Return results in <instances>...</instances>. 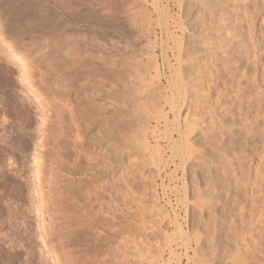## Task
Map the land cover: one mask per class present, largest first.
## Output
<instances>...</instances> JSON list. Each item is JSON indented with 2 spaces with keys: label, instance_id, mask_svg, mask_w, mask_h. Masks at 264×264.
<instances>
[{
  "label": "rangeland",
  "instance_id": "rangeland-1",
  "mask_svg": "<svg viewBox=\"0 0 264 264\" xmlns=\"http://www.w3.org/2000/svg\"><path fill=\"white\" fill-rule=\"evenodd\" d=\"M38 1L0 0V264H88L90 260L97 264L93 254L102 252L110 258L112 247L122 240H127V249L116 256L115 264H122V257L131 264H264V51H259L256 72L247 64L244 51L237 58L246 61L240 62L244 69L233 71L236 74L226 72L228 64L237 65L234 58H228L227 65L221 59L224 48H237L236 39L251 38L247 24L252 18L241 13L244 4H229L233 14L229 11L227 22L232 31H225L229 36H222L229 41L221 42V46H227L219 48L214 57L198 47L204 61L200 74L192 70V57L196 54L193 46L201 42L197 32L200 24L193 26L196 21H192L199 10L195 7L197 0H129L125 2L128 7H117L115 11L127 32L122 40L114 39L129 67L125 78L128 89L121 92L126 96V117L121 116L118 93L111 103L104 90L95 95L96 99L102 98L104 107L108 102L112 105L93 120L92 114L83 113V104L80 105L83 99L87 102L85 107H90L91 100L86 98H91L95 83L85 82L91 72L85 59L94 52L99 54L100 51H92L98 49L97 42L107 44H99L103 46L101 54L107 49L110 53L112 33L105 41L99 30L83 29L77 35L93 37L97 41L93 40L95 47L73 44L69 51V45L64 43L66 34L44 30L41 24L34 26L46 7ZM263 4L258 1L252 19L257 35L264 28ZM127 8L133 9L126 21ZM186 20L193 22L191 27ZM259 37V43H264V36ZM77 51L83 59L76 55ZM94 65L101 76L96 81L102 82L107 63L100 57ZM243 70L247 74L254 71L251 75H255L257 85L253 81L242 84L247 78H242ZM214 71L217 79L212 81L210 75ZM78 72L82 76L77 77ZM201 86L204 90L213 88L204 97L207 101L199 99ZM191 106L195 116L186 115ZM72 109L79 110L77 118L82 120L78 131L71 123ZM246 112L254 117L253 122L257 121L250 126L252 132L245 130ZM108 117L112 118V128L127 119V170L131 189L142 186V209L135 196L128 198L129 203L119 199V207H129L125 214L113 220L101 214L92 227L83 228L82 223L90 220L83 217L80 203L72 198L74 192L87 188L84 182L88 176L83 169L85 160L77 170L71 169L77 164L74 144L85 140L87 149L111 145L113 152L109 153L119 161L112 142L102 138ZM114 131L119 133L118 129ZM208 151L213 154L211 158L215 157L214 162L207 160ZM216 163L226 171L222 167L215 171L220 178L216 177L215 183L221 188L214 197L206 186V170ZM119 167L118 162L114 170L119 171ZM103 172L104 176L109 175ZM69 196L72 200L67 199ZM86 232L92 235L86 238L81 234Z\"/></svg>",
  "mask_w": 264,
  "mask_h": 264
},
{
  "label": "bare ground",
  "instance_id": "bare-ground-1",
  "mask_svg": "<svg viewBox=\"0 0 264 264\" xmlns=\"http://www.w3.org/2000/svg\"><path fill=\"white\" fill-rule=\"evenodd\" d=\"M28 1V0H27ZM33 1V0H32ZM40 2H44V6L46 5V7H44L45 8V11H43L44 13L41 15L40 13H39V11H38V14H40V16L38 15V18L33 22V23H35V24H37V25H35L34 24V26H39L38 24H41L42 25V27H40V28H44V30H45V28L48 30V31H56V30H59V31H61L62 33H64V34H66V36H65V41H64V43H66L67 45H69L68 46V50L69 51H71V49H73L72 48V46H73V44H76V45H78V44H85V46H86V44L87 45H94V41L95 42H97L96 41V39H94L93 37H91V38H93V39H91L90 37H84V35H77V34H80L81 32H82V30L84 29V30H90V31H93V30H99V32H100V34L103 36L102 38H104V40H105V38H107L108 39V36H110L109 34L110 33H112L111 35H112V43L113 44H111L112 45V47L110 48V46H107V47H109L110 49H111V51H110V53H109V51L107 52V50H106V53H104L103 52V54H101L100 52H101V50H102V48L101 47H103L102 45H100L99 46V44H104V46H106L107 44H106V42L105 43H98L97 42V44H95L97 47H98V49L97 50H93L92 48V51H100L99 52V54H98V52H97V54H96V52H94V54H92L91 56H89V58H86L85 60H87V62L85 63V60L83 61L85 64H87V63H89L90 64V71L91 72H89V73H87V76H85V77H87V80L85 81L86 82V84H87V82L89 83V81L90 80H93V81H91L90 83H94V84H92V86H93V94H94V96L95 95H97V96H99V94H100V92H102V91H106V93H107V96H108V98L106 97V99H109V100H112V102L111 103H113V100L117 97V93H118V97L116 98L117 99V102H119V110H120V112H121V116L122 117H124V115H125V117H126V112H125V109H126V96H125V94H121V92H124L125 90H127L128 88V85H127V83H125V81H126V79H127V76H128V74H127V71H128V63H127V58L126 57H124L125 58V60H126V63H125V60H124V58H121V57H123L124 56V54L125 53H123L122 51L121 52H119L118 51V48H117V46H118V44H119V42L117 41V40H122L123 38H125V37H127L126 35H127V32H126V30H125V28H123L122 27V24H121V20L119 19V15L116 13V11H115V9L117 8V7H119L121 4L123 5V4H125V2L127 3L129 0H39ZM38 1V2H39ZM98 1V2H97ZM99 1H101L100 3H99ZM192 1V0H191ZM258 1H261V2H263L264 0H197V2H199L198 4H197V6H195L196 7V9H199V10H196L195 11V13H196V15L195 16H192L193 17V22L194 21H196V25L194 24L193 26H196L197 27V23H199L200 24V26H199V28L197 29V32L200 34L199 36H201V39L199 40V41H201L200 42V44H199V41H198V44H199V46H197L196 45V47H197V50L198 49H200V48H198V47H202L201 49H203L202 50V53H204L203 51H205L207 54L206 55H211V56H213V55H215V53H217L218 52V50H219V48H223V47H225L224 45H226V44H224L223 46H221V42L223 41V40H226V37L227 36H229L228 34H230V33H225V31H232V29H230L229 28V24H228V22H227V17H228V14H229V4H231V3H234V4H236V3H238V4H241V5H239V6H242L243 4V12H241V13H244V17H248V19L250 18H252L253 19V17H254V13H255V10H256V8H257V3H258ZM30 3H31V1H30ZM195 4V3H194ZM126 5V4H125ZM124 5V6H125ZM128 5V4H127ZM126 5V6H127ZM130 5H133L132 3L130 4ZM136 5V4H135ZM260 5V4H259ZM259 5H258V7H259ZM237 7H238V5H236ZM263 6H264V4H263ZM122 7V6H121ZM128 7V6H127ZM130 7V6H129ZM235 7V6H234ZM233 7V8H234ZM262 7V6H261ZM242 8V7H241ZM126 9V8H125ZM130 9H133V8H130ZM130 9H128L127 8V11H125L124 12V14H126V15H124L125 16V18H124V20H126L127 21V19L129 18V17H127V16H130ZM136 9V8H135ZM192 9V8H191ZM194 9V8H193ZM238 9V8H237ZM121 10V9H120ZM195 10V9H194ZM234 10H236V9H234ZM260 10V9H259ZM259 10H257V11H259ZM20 11V10H19ZM42 11V10H41ZM40 11V12H41ZM127 12V13H126ZM231 13L233 12V11H230ZM239 11H237V13H238ZM192 14H194V13H192ZM233 14V13H232ZM256 14H257V12H256ZM131 15H133V14H131ZM134 16V15H133ZM230 16V15H229ZM100 17H102L101 18V20H100ZM190 17V16H189ZM142 18V17H141ZM255 18V17H254ZM31 19V18H30ZM138 19V18H137ZM251 19V21H249V24H247L248 25V27H249V30L252 32V35H251V38H250V40H245V39H231L233 42H234V40H235V44L236 45H234L235 47L237 46V48L236 49H233L232 47V49L230 48V50L226 47V48H224V51L222 50V52L224 53V54H221L222 55V57H221V59H222V61H224L223 63H225L226 65L228 64V63H230L229 62V60H228V58L230 59V58H234V60H235V63L237 64V65H235V66H232V65H230V64H228V67L226 68L227 70H226V72L227 73H229V72H235V70L237 71V69H238V71H240V70H242V69H244V68H241V64H240V62L242 61V63L245 61L244 60V58H243V60H242V58H241V61L239 60V59H237L238 57H239V55H241L242 56V54H240V53H242L243 51H244V55H243V57H245V59H246V61H248L247 62V64L249 65V67H250V69H253V68H251V66L252 67H254V71L256 72V70H255V67L256 66H258V64H259V51L260 50H263L264 51V43H261L262 41L260 40V43H259V39H258V37L261 35V36H264V28L260 31V35H259V32H258V35H257V31L255 30V26L256 25H254V20H252ZM130 20V19H129ZM144 20V19H143ZM143 20H141V21H143ZM187 21V20H186ZM188 22L187 21V24H188V27L190 26L191 27V24L193 23V22ZM31 22V21H30ZM29 22V23H30ZM140 22V21H139ZM135 23V22H134ZM133 23V24H134ZM141 24H142V22H141ZM244 24V23H243ZM235 25V24H234ZM32 26H33V24H32ZM33 26V27H34ZM133 26V25H132ZM187 26V25H186ZM231 26H232V24H231ZM142 27V26H141ZM9 28V27H8ZM38 28V27H37ZM195 28V27H194ZM232 28V27H231ZM245 28V27H244ZM230 29V30H229ZM236 29H238V28H235V31H236ZM135 30H136V28H135ZM193 30H195V29H193ZM199 30V31H198ZM241 30V29H240ZM248 30V29H247ZM110 31H112V32H110ZM256 31V32H255ZM250 32V33H251ZM223 33H225L224 35H223ZM256 33V34H255ZM226 34H227V36H226ZM226 36L225 38L223 37V36ZM234 35V34H233ZM190 36V35H189ZM235 36V35H234ZM260 36V37H261ZM230 37H231V35H230ZM259 37V38H260ZM116 38H118L116 41L114 40V39H116ZM197 38H198V36H197ZM238 38V37H237ZM189 39V38H188ZM260 39H262V37L260 38ZM94 40V41H93ZM109 40V39H108ZM108 40H105V41H108ZM192 40V39H191ZM228 41H229V39H227ZM226 40V42H228ZM114 41L115 42H118V43H114ZM258 41V42H257ZM264 41V40H263ZM111 42V41H110ZM109 42V43H110ZM187 42V41H186ZM190 42V41H189ZM224 42V41H223ZM226 42H224V43H226ZM121 43V42H120ZM71 44V45H70ZM117 44V45H116ZM193 44V43H192ZM230 44H231V42H230ZM109 45V44H108ZM200 45H202V46H200ZM190 46V45H189ZM93 47H95V46H93ZM100 47V48H99ZM124 47V46H123ZM127 47V46H126ZM126 47H124V48H126ZM195 47V48H196ZM104 48H106V47H104ZM194 48V46H193V49L195 50V51H193V53L194 52H196V54L195 55H193V63H192V65H193V69L192 70H194L196 73L198 72L199 73V70L201 71L202 70V66L201 65H203V62L204 61H202V58H203V55H202V58H201V56H200V51L198 50V51H196V49ZM75 49V48H74ZM109 49V50H110ZM191 49V48H190ZM189 49V50H190ZM122 50V49H121ZM221 50V49H220ZM219 50V51H220ZM117 53H116V52ZM181 51V50H180ZM245 52H246V54H245ZM77 54L76 55H78V56H80L81 58H82V53L80 52V51H77L76 52ZM91 53H93V52H91ZM115 53V54H114ZM184 53H185V51H184ZM189 53V52H188ZM187 53V54H188ZM88 54V53H87ZM181 54V53H180ZM187 54H184L185 56H187ZM75 54H74V56H76ZM184 55H183V57H184ZM189 56V55H188ZM191 56V55H190ZM218 56V55H217ZM240 56V57H241ZM86 57V56H85ZM102 58L103 59V61L104 62H106L107 63V66H106V68L104 69L107 73H106V75H103V77H104V80L101 82L100 80L99 81H96V80H98V77H99V75H100V73L96 70V68H95V65H94V63H95V61L98 59V58ZM207 57V56H206ZM209 57V56H208ZM214 57V56H213ZM79 58V57H78ZM81 58H80V60H81ZM83 58H84V56H83ZM82 58V59H83ZM121 58V59H120ZM209 59H211L210 57H209ZM79 60V61H80ZM191 60V59H190ZM203 60H205V59H203ZM212 60H213V58H212ZM233 60V59H232ZM207 61V60H206ZM245 61V62H246ZM74 62V61H73ZM208 62V61H207ZM76 63V62H75ZM261 63V62H260ZM88 64V65H89ZM138 64V63H137ZM141 64V63H140ZM232 64V63H231ZM243 64H245V63H243ZM242 64V65H243ZM246 64V65H247ZM142 65H144L145 66V64H142ZM141 65V66H142ZM144 66H143V68H144ZM237 66V67H236ZM209 67V66H208ZM215 67H217V66H215ZM223 67V66H222ZM248 67V66H247ZM259 67V66H258ZM257 68V67H256ZM79 69V68H78ZM132 69V68H131ZM134 69V68H133ZM207 69V68H206ZM141 70V69H140ZM188 70V69H187ZM211 70V69H210ZM214 70V69H213ZM248 70V69H247ZM77 71V70H76ZM138 71V70H137ZM189 71V70H188ZM205 70H203V72H204ZM220 71V70H219ZM254 71L252 72H250L249 74L251 75V73H253L254 74ZM71 72V71H70ZM135 72V71H134ZM133 72V75L135 74V73H137V72H135L134 73ZM143 72V71H142ZM221 72V71H220ZM233 72V74H236V73H234ZM248 72V71H247ZM132 73V72H131ZM201 73H202V71H201ZM204 73H206V72H204ZM224 73V72H223ZM264 73V72H263ZM79 74H81V73H77L76 74V76L77 77H79L80 75ZM103 74V73H102ZM188 74V73H187ZM200 74V73H199ZM206 74H208V73H206ZM210 74V73H209ZM232 74V75H233ZM240 74V73H239ZM249 74H247L244 70L243 71H241V75H242V78L243 77H245V76H247V78H246V82H244V83H242L244 86L245 85H247L250 81H256V79L254 78V76H253V74L251 75V78H252V76H253V79H251L248 75ZM205 75V74H204ZM220 75H222V74H220ZM220 75H218V76H220ZM225 76L227 75V74H224ZM228 75H230V73L228 74ZM81 76H82V74H81ZM211 77H212V81H215L216 79H217V75H215V71H214V73L212 72L211 73V75H210ZM223 76V75H222ZM237 76V75H236ZM27 77V76H26ZM76 77V78H77ZM101 77V76H100ZM99 77V78H100ZM229 77V76H228ZM238 77H239V75H238ZM126 78V79H125ZM197 78H198V76H197ZM83 79V78H82ZM81 79V80H82ZM86 79V78H85ZM199 79V78H198ZM235 79H236V77H235ZM241 79V78H240ZM26 80V79H25ZM200 80V79H199ZM194 81H196V80H193V82ZM76 82V81H75ZM117 82H119L118 84H120V85H118V87H116L115 85L117 84ZM127 82V81H126ZM243 82V81H242ZM257 82H258V80H257ZM197 83V82H196ZM205 82H203V84H204ZM209 83H212V82H209ZM208 83V84H209ZM215 82H213V84H214ZM199 84V83H198ZM207 83H205V85H206ZM216 84V83H215ZM214 84V85H215ZM219 84V83H218ZM241 84V85H242ZM254 84L255 85H257V83H255L254 82ZM83 85V84H82ZM88 85V84H87ZM86 85V86H87ZM200 85H202L201 83H200ZM199 85V86H200ZM252 85V84H251ZM91 86V85H90ZM89 86V87H90ZM207 86V85H206ZM209 86V85H208ZM210 86H211V84H210ZM213 86V85H212ZM205 87V86H204ZM252 87H253V85H252ZM92 88V87H91ZM127 88V89H126ZM191 88V87H190ZM201 88H202V93H203V91H204V93L201 95H199V99H203V101H205L206 100V98L210 95V92H209V90L211 89H209V90H204L203 89V87L201 86ZM217 88H218V86H217ZM88 89V88H87ZM213 89V88H212ZM211 89V90H212ZM89 90H91V89H89ZM89 90H88V92H89ZM191 90H192V88H191ZM193 90H195V88H193ZM201 90V89H200ZM243 90V89H242ZM256 90V89H255ZM92 91V90H91ZM90 91V92H91ZM119 91H120V94H119ZM214 91V90H213ZM216 91V90H215ZM218 91V90H217ZM87 92V91H86ZM195 92V91H194ZM206 92H209L208 94H206ZM244 92V91H243ZM91 93V94H92ZM196 93V92H195ZM88 94V93H87ZM92 94V95H93ZM191 94V93H190ZM199 94V93H198ZM218 94V93H217ZM90 96L91 98H86V99H90V100H88V101H90L89 102V104H90V107L88 106V108L87 107H85V104L87 103H85V102H82V100L80 101V105H82L83 106V108H82V110H84V111H82L83 113H85V114H89V115H91L92 114V116H93V120L95 119V117L97 116H99V114H100V116H102L101 115V113L103 112V110H105V109H108L112 104H110V102H108V104L107 103H105V104H107L108 105V107H107V105H106V107H104V105H103V99L101 100L100 98L98 99H96V96L94 97V96ZM104 95V94H103ZM116 95V96H115ZM219 95V94H218ZM254 95V94H253ZM89 96V95H88ZM104 96H106V95H104ZM103 96V97H104ZM193 96H194V94H193ZM195 96H197V94L195 95ZM194 96V97H195ZM85 97H86V95H85ZM204 97H206V98H204ZM211 97V96H210ZM85 99V100H86ZM115 99V100H116ZM197 100H199L198 99V97L196 98ZM205 99V100H204ZM68 100V99H67ZM80 100V99H79ZM192 100V99H191ZM220 100V99H219ZM72 101V100H71ZM200 101V100H199ZM207 101V100H206ZM77 102H78V100H77ZM191 102V101H190ZM198 102V101H197ZM210 102V101H209ZM208 102V103H209ZM213 102V101H212ZM201 103V102H200ZM199 104V103H198ZM204 104V103H203ZM207 105V104H206ZM209 105V104H208ZM78 106V105H77ZM200 106V105H199ZM251 106H254V105H251ZM192 107V106H191ZM194 107H196V106H194ZM203 107V106H202ZM61 108H63V107H61ZM80 108H81V106H80ZM79 108V109H80ZM118 108V107H117ZM197 108V107H196ZM75 109V108H74ZM77 109V108H76ZM111 109V108H110ZM193 107L192 108H190L189 107V109L187 110V112H186V115H188V114H196V112H193ZM199 109V108H198ZM69 110V109H68ZM118 110V109H117ZM249 110V109H248ZM62 111V110H61ZM109 111H111V110H109ZM108 111V112H109ZM127 111V110H126ZM195 111V110H194ZM77 112V111H76ZM76 112L75 111H73V109L71 110V113H70V119H71V123L73 124V126H75V127H73L74 129L76 128L77 129V131H78V129H79V125L81 124L80 122L82 121V120H80L79 118H77V114H76ZM78 112H79V110H78ZM77 112V113H78ZM117 112V111H116ZM250 110H249V114H250ZM111 113H113L112 111H111ZM108 114V113H107ZM110 114V113H109ZM195 114H194V116H195ZM199 114V113H198ZM246 114H247V112H246ZM252 114V113H251ZM68 116H69V114H68ZM67 116V117H68ZM85 116V115H84ZM100 116H99V118H100ZM112 116V115H111ZM198 116V115H197ZM89 117V116H88ZM106 117V116H105ZM121 117V118H122ZM247 117V118H246ZM246 119L248 120V122L246 121V119H244L245 120V125H246V131H248V132H252V128H250V126L252 127V124L254 123H256V122H253V119H254V117L252 118V115H249L248 116V114L246 115ZM85 118V117H84ZM83 118V119H84ZM111 117H108L107 119L105 118V129H103V131H102V138H104V140H106V142H112V146H114L115 147V149L114 150H116L117 151V153L119 154V161L117 160V159H115V157H113L112 155L113 154H111L113 151V149H112V147H111V145H107L108 147H104V146H100L99 148L98 147H96V148H93V149H87V147L88 146H86L84 143H85V140H84V142H82V141H79L78 139V136H77V138L78 139H76L75 141H77L76 142V144H74L75 145V147H77L76 149L77 150H75L77 153L74 155L75 156V159H74V161H75V163H77V164H75L74 166H71L72 168V170L74 171V170H77L76 169V167L81 163V161H83V160H85L84 161V166H83V169L85 170V173H86V176H88V177H86V180H85V185L87 184V188L85 189V190H80L79 192H77V193H75L74 192V195H73V198L72 199H74L75 198V202L77 201L78 203H80L79 204V206L81 207V211H82V214H83V217H88L89 218V220L90 221H88L89 223H86V221H85V223L83 222L82 223V226H83V228L84 227H88V226H90V227H92V224L94 223V221H95V219H97V217L100 215L101 216V214H106V215H108V217H110V219H114L116 216L117 217H119L120 215H122V214H125L124 212H125V208H127V206L124 208V207H119V205H118V201H119V199L120 200H122L124 203H129L127 200H128V198H131L132 196L135 198L134 200H136V202H138V204H139V208L140 209H142V205H140V204H143L142 202V200H143V190H142V186H138L137 187V189L136 190H133V189H131L132 187L130 186V185H132L131 183V176H130V174L128 173V170H127V149H128V147H129V139L127 138V128H128V123H127V119L126 118H123V120H121V122L116 126V127H114V128H112V127H110L111 125V123H110V120L112 119H110ZM244 118V117H243ZM252 118V119H251ZM126 119V120H125ZM92 120V119H91ZM92 120V121H93ZM207 120V119H206ZM67 121V120H66ZM113 122V121H112ZM62 124H63V121L61 122ZM70 123V124H71ZM83 123V122H82ZM91 123V122H90ZM66 124V123H65ZM256 125V124H255ZM254 125V126H255ZM65 126V125H64ZM206 126V125H205ZM235 126V125H234ZM253 126V128H255ZM66 127V126H65ZM64 127V128H65ZM72 127V126H71ZM68 128V127H67ZM118 129V131H119V133L118 134H116L115 133V131H114V129L115 130H117ZM248 128H249V130H248ZM61 129V128H60ZM70 129V128H69ZM81 129V128H80ZM251 130V131H250ZM254 130V129H253ZM68 131V130H67ZM247 132V133H248ZM255 132V131H254ZM74 133V132H73ZM72 133V134H73ZM115 133V134H114ZM233 133V132H232ZM245 133V132H244ZM76 134V133H75ZM201 135H203V133L201 134ZM74 136V135H73ZM80 136V135H79ZM206 136V135H205ZM245 136V135H244ZM198 137V136H197ZM207 137H208V135H207ZM207 137H205V139H209V138H207ZM74 138H76L75 136H74ZM245 138V137H244ZM80 139H82V138H80ZM204 139V140H205ZM83 140V139H82ZM204 140H202V141H204ZM201 143V142H200ZM115 144H118L117 145V147L118 148H116V145ZM202 145V144H201ZM234 145V144H233ZM75 147H74V149H75ZM113 147V148H114ZM119 150V151H118ZM110 151H112L111 153H109ZM209 152V151H208ZM202 153H203V151H202ZM210 153V152H209ZM110 154V155H109ZM207 154V153H206ZM206 154H204V157H205V155ZM198 155V154H197ZM196 155V156H197ZM208 155H210L209 157L210 158H208ZM207 155V160L208 159H213V158H215L214 156H213V158H211L212 156L211 155H213V154H208ZM201 157V156H200ZM203 157V155H202V158H204ZM206 159V158H205ZM204 159V160H205ZM117 160V161H116ZM210 162H211V160H209ZM208 161V162H209ZM213 162L215 161L214 159L212 160ZM119 162V165H120V167H119V171H116V170H114V168H115V166H116V164ZM209 162V163H210ZM218 163V162H217ZM216 163V164H217ZM219 163H220V161H219ZM224 163V162H223ZM202 164V163H201ZM207 164V163H206ZM205 164V165H206ZM225 164V163H224ZM227 164V163H226ZM225 164V165H226ZM252 164V163H251ZM207 165H211V164H207ZM215 164H213V166H214ZM250 165V164H249ZM202 166H204V165H202ZM223 166V165H222ZM222 166H220V165H216V166H214V167H211V166H209V167H207V166H204V167H207V173H206V171H204L205 173H206V175H207V180H206V186H207V188H208V190H209V192L210 193H213L214 195V197H215V193H217L218 194V192H219V189L221 188V187H217V184L215 183L216 181L215 180H217L218 179V177L217 176H215V175H217V174H215V171H217V169L218 170H220V167H222ZM223 168V167H222ZM221 168V169H222ZM224 169V168H223ZM205 170V169H204ZM225 170V169H224ZM227 170H229L228 168H227ZM108 172L109 173V175H103L102 174V172ZM226 171V170H225ZM103 172V173H104ZM223 172V171H222ZM72 173H75V172H72ZM220 172H218V174H219ZM224 173V172H223ZM221 174V173H220ZM71 176H75V175H71ZM71 176H70V178H71ZM215 176V177H214ZM220 176V175H219ZM206 177V176H205ZM216 177H217V179H216ZM73 179H75L74 177H72ZM77 179V178H76ZM72 180V179H71ZM135 180V179H134ZM218 180H220V178L218 179ZM71 182V181H70ZM138 183H140V182H138ZM216 184V185H215ZM69 185V184H68ZM70 186V185H69ZM221 186V185H220ZM72 187V186H71ZM71 187L68 189V190H70L71 189ZM68 188V187H67ZM76 189V188H75ZM65 190V189H64ZM72 190H74L73 189V187H72ZM72 190H70V192L72 191ZM72 193V192H71ZM71 193L69 194V195H71ZM62 195V194H61ZM60 196V195H59ZM58 196V197H59ZM65 196H63V198H64ZM70 197L71 196H69V197H67V199L69 198V200H72V199H70ZM132 197V198H133ZM130 201V200H129ZM133 201V200H132ZM132 203V202H131ZM77 204V203H76ZM212 205V204H211ZM216 205V204H215ZM69 206V205H68ZM208 206H210V205H208ZM211 207V206H210ZM127 209H129V207L127 208ZM138 209V208H137ZM129 211V210H128ZM138 212H140V211H138ZM76 213V212H75ZM76 214H78V213H76ZM71 216L73 215V213L72 214H70ZM86 215V216H85ZM105 215V216H106ZM127 215V214H126ZM139 215V214H138ZM129 216V215H128ZM80 217V216H79ZM104 217V216H103ZM107 217V216H106ZM126 217V216H125ZM105 218V217H104ZM215 218V217H214ZM108 219V218H107ZM124 219V218H123ZM260 224V223H259ZM74 225V224H73ZM95 225H97V224H95ZM94 225V226H95ZM208 226V225H207ZM210 226V225H209ZM208 226V227H209ZM223 227V226H222ZM85 228V229H86ZM263 228V227H262ZM94 229H95V227H94ZM93 229V230H94ZM97 229V228H96ZM208 229H210V228H208ZM220 229V228H219ZM91 230V229H90ZM93 230H91L92 232H93ZM82 231V230H81ZM86 231V230H85ZM89 231V230H88ZM91 231H89V232H91ZM96 231V230H95ZM209 231V230H208ZM212 231H214L212 228H211V231H210V233L212 232ZM83 232V231H82ZM91 232V233H92ZM97 232V231H96ZM209 232H208V234L207 235H211V234H213V232L210 234ZM82 235H85V237L86 236H91L90 235V233L89 234H87V232L84 234V233H81ZM98 235H100L99 234V231H98V233H97ZM100 236H102V235H100ZM110 236H111V234H110ZM139 236L140 237H143V234L141 235V234H139ZM212 236V235H211ZM93 237V236H92ZM113 237V236H112ZM139 237V238H140ZM210 237V236H209ZM214 237V236H213ZM87 238V237H86ZM86 238H83V239H85L86 240ZM89 238V237H88ZM125 238V237H124ZM129 238V237H128ZM95 240H96V237L94 238ZM93 239V240H94ZM135 238L134 237H132V240H134ZM143 239V238H142ZM89 240H91V239H89ZM129 240V239H128ZM137 240V239H136ZM88 241V240H87ZM100 241V240H99ZM127 241V240H126ZM126 241H119L120 243L119 244H117V246L115 245L114 247H112V250H111V253H109V255L111 256L110 258H109V256L107 257V255H105L106 253H104V254H100V253H102V252H100V253H96V254H93L94 256H93V259H94V261L97 263V264H115L117 261H114L117 257V255H119V254H121V252H122V250H125V249H127V242ZM137 241H140V240H137ZM136 242V241H135ZM142 242V241H141ZM210 242V241H209ZM94 243H95V241H94ZM98 243V240L96 241V243L95 244H97ZM94 244V245H95ZM138 246H139V249L140 248H142L141 247V245H140V242H138V243H136ZM142 244V243H141ZM93 245V247L92 248H94L95 246ZM86 246H91V245H86ZM143 246V245H142ZM97 247H98V250H99V247H100V244H99V246L97 245ZM89 249H91V247L89 248ZM93 250V249H92ZM80 251V250H79ZM89 251V250H88ZM94 251V250H93ZM97 251V250H96ZM95 251V252H96ZM83 252H85V250L84 251H82V253ZM86 254V253H85ZM114 257V258H113ZM89 259H91V258H88V260ZM118 259V258H117ZM87 260V261H88ZM76 261V260H75ZM121 261L123 262L122 264H131V263H129V262H127L126 261V259L125 258H123L122 257V259H121ZM90 263L92 262L91 260L89 261ZM89 262H88V264H89ZM93 263V262H92ZM91 263V264H92ZM76 264V263H75ZM94 264V263H93ZM121 264V263H120Z\"/></svg>",
  "mask_w": 264,
  "mask_h": 264
}]
</instances>
